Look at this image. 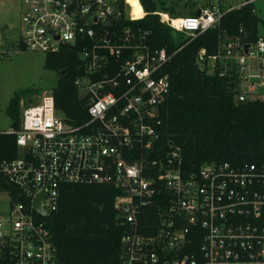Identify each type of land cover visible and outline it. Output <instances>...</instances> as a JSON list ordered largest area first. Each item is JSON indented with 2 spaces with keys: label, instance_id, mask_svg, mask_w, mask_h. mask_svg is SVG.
I'll use <instances>...</instances> for the list:
<instances>
[{
  "label": "built area",
  "instance_id": "1",
  "mask_svg": "<svg viewBox=\"0 0 264 264\" xmlns=\"http://www.w3.org/2000/svg\"><path fill=\"white\" fill-rule=\"evenodd\" d=\"M257 1L198 6L186 0L184 15L154 13L189 41L220 29L225 14L243 6L252 5L259 16ZM21 3V47L46 55L75 48L74 85L89 120L66 122L52 89L22 108L17 128L3 131L15 135L18 155L0 160V264H57L35 199L44 191L52 213L63 184L104 183L120 191L114 200L125 226L120 264H264V160L239 167L208 161L187 171L180 147L160 143V113L170 91L162 70L171 56L152 46L148 30L128 22L139 19L128 0ZM196 62L228 79L236 101L262 98L263 33L252 40L243 26L233 36L223 31L217 51L200 49Z\"/></svg>",
  "mask_w": 264,
  "mask_h": 264
},
{
  "label": "trees",
  "instance_id": "2",
  "mask_svg": "<svg viewBox=\"0 0 264 264\" xmlns=\"http://www.w3.org/2000/svg\"><path fill=\"white\" fill-rule=\"evenodd\" d=\"M140 2L145 16L128 22L148 30L152 46L165 48L171 56L162 70L169 77L170 91L160 113V143L173 142L180 147L187 171H197L208 161L229 162L234 167L263 161L264 98L236 101L229 80L206 73L196 56L202 48L207 54L215 53L223 31L233 36L240 26L255 39L264 34V19L252 12V5H246L225 14L220 29H209L188 41L154 13L177 16L180 0ZM75 51L66 45L57 53L47 54L45 67L58 75L53 88L56 109L66 122L81 126L88 122L89 114L86 99L79 96L74 85L80 68ZM30 93L33 90L16 91L7 106L14 128L19 126L20 101ZM17 155L15 135L0 131V160ZM119 193L108 183L61 186L56 210L42 217L57 248V264H120L125 226L114 207ZM146 221L141 218V223Z\"/></svg>",
  "mask_w": 264,
  "mask_h": 264
},
{
  "label": "rangeland",
  "instance_id": "3",
  "mask_svg": "<svg viewBox=\"0 0 264 264\" xmlns=\"http://www.w3.org/2000/svg\"><path fill=\"white\" fill-rule=\"evenodd\" d=\"M180 2L182 4L186 0ZM205 2L206 0H189V3L198 6L205 5ZM181 4L178 6L179 15H184L186 10ZM256 6L259 8V16L264 19L263 1H257ZM21 11V0H0V131L9 130L13 124V119L7 113V106L16 91L33 90V93L22 98V110L27 103H35L43 92L52 90L58 80L57 73L45 67V53L21 47ZM210 67L209 63L208 71H211ZM29 96L31 99L28 100ZM261 97L264 98V89ZM2 205L1 201L0 208Z\"/></svg>",
  "mask_w": 264,
  "mask_h": 264
},
{
  "label": "water",
  "instance_id": "4",
  "mask_svg": "<svg viewBox=\"0 0 264 264\" xmlns=\"http://www.w3.org/2000/svg\"><path fill=\"white\" fill-rule=\"evenodd\" d=\"M137 1H138V4H139L140 9L143 10V7L141 5L140 0H137ZM198 13H199V11H196V14H198ZM11 128H14V123L11 125ZM43 197H44V191H43V193L38 198L35 199L33 206H34V208L36 209V211L39 214H41L44 217H49V216H51L52 213H51L50 210H48L44 206Z\"/></svg>",
  "mask_w": 264,
  "mask_h": 264
},
{
  "label": "bare ground",
  "instance_id": "5",
  "mask_svg": "<svg viewBox=\"0 0 264 264\" xmlns=\"http://www.w3.org/2000/svg\"><path fill=\"white\" fill-rule=\"evenodd\" d=\"M128 2L132 6V15L135 18H140L142 16V12H141V9L139 7L138 1L137 0H128Z\"/></svg>",
  "mask_w": 264,
  "mask_h": 264
}]
</instances>
